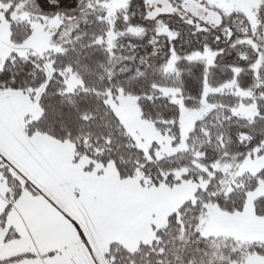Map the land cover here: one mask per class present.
<instances>
[{
    "label": "snow or ice",
    "instance_id": "obj_1",
    "mask_svg": "<svg viewBox=\"0 0 264 264\" xmlns=\"http://www.w3.org/2000/svg\"><path fill=\"white\" fill-rule=\"evenodd\" d=\"M0 264H264V0H0Z\"/></svg>",
    "mask_w": 264,
    "mask_h": 264
}]
</instances>
